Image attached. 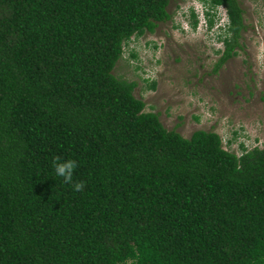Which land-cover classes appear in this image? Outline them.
Listing matches in <instances>:
<instances>
[{"label": "trees", "instance_id": "trees-1", "mask_svg": "<svg viewBox=\"0 0 264 264\" xmlns=\"http://www.w3.org/2000/svg\"><path fill=\"white\" fill-rule=\"evenodd\" d=\"M171 1L0 0V264H264V148L169 130L114 73ZM205 2L218 72L248 27Z\"/></svg>", "mask_w": 264, "mask_h": 264}, {"label": "rangeland", "instance_id": "rangeland-1", "mask_svg": "<svg viewBox=\"0 0 264 264\" xmlns=\"http://www.w3.org/2000/svg\"><path fill=\"white\" fill-rule=\"evenodd\" d=\"M239 1L248 29L239 54L218 72L226 10L211 9L205 0H172L173 19L133 37L114 73L138 83L136 97L159 113L167 129L186 138L215 131L225 149L241 154V144L264 148V0Z\"/></svg>", "mask_w": 264, "mask_h": 264}, {"label": "clouds", "instance_id": "clouds-1", "mask_svg": "<svg viewBox=\"0 0 264 264\" xmlns=\"http://www.w3.org/2000/svg\"><path fill=\"white\" fill-rule=\"evenodd\" d=\"M227 23H228V20H227ZM126 45V44H125ZM124 49H125V46H124ZM124 54V53H123Z\"/></svg>", "mask_w": 264, "mask_h": 264}]
</instances>
